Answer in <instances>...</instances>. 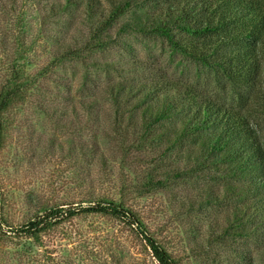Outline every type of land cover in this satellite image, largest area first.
Listing matches in <instances>:
<instances>
[{
	"label": "trees",
	"instance_id": "16d2710c",
	"mask_svg": "<svg viewBox=\"0 0 264 264\" xmlns=\"http://www.w3.org/2000/svg\"><path fill=\"white\" fill-rule=\"evenodd\" d=\"M49 6L54 15L80 9L91 34L82 41L61 44L52 55L53 63L85 60L91 51L105 50L119 37L139 33L162 38L173 51L235 84L260 81L264 86V0H51ZM21 11L16 0H0V64L5 71L0 78V150L7 113L27 100L29 92L23 73L25 50H20L23 43L17 36L7 39L14 36L8 31H25ZM8 53L11 57L6 61ZM128 62L131 65L126 71L141 67L140 61ZM91 64L104 70L119 68L112 62ZM106 91L123 156L147 147L157 151L144 166L146 173L137 196L192 182L196 193L185 195L181 204L186 211L207 218L208 244L264 241V143L241 110L204 95L189 83L159 75L144 79L120 75L106 82ZM78 102L88 111L97 103L95 97ZM95 145L87 147L80 141L78 156L96 155ZM91 213L121 221L158 264H181L138 212L109 197L87 200L86 204L80 201L72 208L48 206L16 226L2 214L0 238L13 235L19 242L41 246L42 236L61 222ZM17 249L21 253L15 264L34 262L33 252L24 244ZM235 251L238 258L246 254Z\"/></svg>",
	"mask_w": 264,
	"mask_h": 264
},
{
	"label": "rangeland",
	"instance_id": "374dc122",
	"mask_svg": "<svg viewBox=\"0 0 264 264\" xmlns=\"http://www.w3.org/2000/svg\"><path fill=\"white\" fill-rule=\"evenodd\" d=\"M16 1L22 7L25 31H8L14 36L7 39L17 36L23 43L20 50H25L23 73L29 92L27 100L7 113L0 150V216L16 226L48 206L72 208L80 201L86 204L87 200L109 197L138 212L181 264H264L263 239L208 244L207 218L186 211L181 204L185 195L196 193L192 182L148 193L142 190L145 194L137 196L146 173L144 166L157 151L147 147L123 156L106 91V82L120 75L178 79L241 110L264 143L263 83L235 84L173 51L162 38L139 33L119 37L107 49L91 51L85 60L53 63L52 55L61 44L91 35L89 22L77 8L54 15L51 0ZM7 39L3 34L5 46ZM7 55L6 61L11 57ZM129 59L140 61L141 67L124 70L131 65ZM92 61L112 62L119 68L104 70L94 67ZM3 68L0 64V78L5 75ZM90 97L97 103L88 111L78 101ZM80 141L87 147L96 143V155L79 157ZM23 244L33 252L31 264H158L134 231L99 213L68 218L42 236L41 246L19 242L13 235L0 238V264H15L21 253L17 248ZM234 248L246 253L243 258H238Z\"/></svg>",
	"mask_w": 264,
	"mask_h": 264
}]
</instances>
